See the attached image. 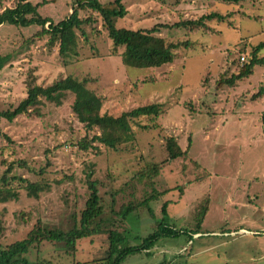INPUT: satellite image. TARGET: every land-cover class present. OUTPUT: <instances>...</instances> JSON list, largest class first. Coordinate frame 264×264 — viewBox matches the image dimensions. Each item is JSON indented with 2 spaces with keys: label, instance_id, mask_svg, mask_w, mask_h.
<instances>
[{
  "label": "rangeland",
  "instance_id": "374dc122",
  "mask_svg": "<svg viewBox=\"0 0 264 264\" xmlns=\"http://www.w3.org/2000/svg\"><path fill=\"white\" fill-rule=\"evenodd\" d=\"M1 1L3 12L19 0ZM29 1L41 5L39 14L57 24L88 0ZM122 3L128 14L115 25L129 30L211 14L224 18L205 20L194 29L160 28L155 36L178 48L173 63L159 68L124 66V48L114 46L101 16L89 8L78 10L91 22L75 31L76 42L67 57L36 25L0 26V53L12 55L0 73V113L27 97L30 79L48 87L68 76L86 80L103 100V113L115 117L138 107L160 106L158 118L132 122L135 140L118 150L99 143L82 148L98 131H88L78 121L70 92L61 106L42 98L40 115L32 112L12 122L0 118V180L12 167L8 184L0 182V187L18 194L0 204V248L25 239L38 221L48 230L73 229L89 199L91 180L97 182L103 219L110 225L103 234L79 241L72 254L42 241L25 256L30 263L104 264L110 230L127 232L130 244L137 245L136 236L145 238L165 218L178 230L194 232L203 215L199 234L163 238L150 256L133 253L122 264H160L165 258L182 264H264V189L259 175L264 172V97H255L264 89V64H256L252 74L234 86L225 83L264 43V0ZM257 56L264 59V46ZM170 138L187 155L166 163ZM29 183L43 187L38 198L28 195ZM255 189L260 191L252 195ZM129 205L133 212L124 218ZM245 217L255 218L251 224L258 229L246 224ZM242 229L257 234L243 235Z\"/></svg>",
  "mask_w": 264,
  "mask_h": 264
},
{
  "label": "trees",
  "instance_id": "16d2710c",
  "mask_svg": "<svg viewBox=\"0 0 264 264\" xmlns=\"http://www.w3.org/2000/svg\"><path fill=\"white\" fill-rule=\"evenodd\" d=\"M226 2L238 3L244 0H223ZM45 2L42 3L44 5ZM2 1L0 0V7ZM78 8H72V13L64 20L55 24L50 18L42 17L38 9L41 5H33L29 0H19L14 8H7L0 12V26L10 25L16 27H29L36 25L42 28L43 35L51 36V43L59 44V53L63 57H67L72 52V46L76 42V30H80L84 24L91 22V19H82L79 15V9L89 8L93 12L98 13L103 21L107 35L112 39L115 47L124 48L121 55L122 63L129 68H159L166 64L173 63L175 59L174 51L178 48L177 44L170 43L165 39L155 36L159 33L160 28H187L203 27L205 20L223 18L217 14L203 16L197 21H181L174 25H156L152 29L129 30L125 28H117L115 20L124 18L128 11L122 0H114L107 4H102L98 0H88L85 3L79 2ZM46 26L48 28L46 29ZM264 46L261 43L253 50V57L249 64L237 75H234L225 83L234 86L238 80L249 77L256 64H264V59L258 58L259 50ZM12 55H2L0 53V73L10 64ZM72 93L75 97L72 110L78 121L82 123L88 131L97 130L89 143L82 145L87 150L92 144L99 143L110 149L118 150L123 144L131 143L135 140V133L132 128V122L143 117H151L153 120L160 115V106L158 104L138 107L130 112H125L118 117L108 113H103V100L93 90L88 88L86 80H79L73 76L61 79L51 86L43 87L35 84L34 79H30L27 85V97L13 110L0 113V118H4L12 122L21 115L30 114L32 112L39 113V107L42 106V98L46 101L61 106L67 93ZM261 89L255 97L263 95ZM143 128H147L146 126ZM168 159L175 160L179 157L187 155V151H183L173 138L168 139L166 144ZM12 167L8 168L7 174L11 173ZM0 180L4 185L9 182L8 175ZM16 179V177H12ZM90 196L87 200L86 207L80 215L78 224L68 232L61 229L48 230L42 226V222L38 221L33 230L29 232L27 237L21 241H17L6 248H0V264H32L25 256H27L34 246L42 241H47L61 245L69 254L76 253L77 243L83 239L92 238L101 235L105 231V227L110 222L103 219L104 209L101 197L97 189L96 181H89ZM28 195L38 198L43 192V187L38 183H29L26 186ZM18 194L11 188L5 186L0 187V204L8 203L13 199H17ZM166 204L163 212H165ZM133 212V208L129 205L123 212L122 216L128 218ZM203 215L198 219L199 223L194 232L178 230L170 225L165 218L157 225V228L145 238L135 237L137 245H131L129 235L118 230H110L108 233V247L105 251V258L101 261L104 264H122L124 259L133 253H146L151 255V250L156 247L157 243L163 238L177 239L183 234L192 235L199 234V228L203 221ZM243 230V229H242ZM262 233V232H261ZM37 264H42L38 262ZM160 264H182L175 261H165Z\"/></svg>",
  "mask_w": 264,
  "mask_h": 264
},
{
  "label": "crops",
  "instance_id": "0c3cea01",
  "mask_svg": "<svg viewBox=\"0 0 264 264\" xmlns=\"http://www.w3.org/2000/svg\"><path fill=\"white\" fill-rule=\"evenodd\" d=\"M263 92H264V89H263ZM262 97H264V93H263V95L262 96H260L259 98H258V100L259 99H263ZM256 99V98H255ZM242 122V121H241ZM262 127H263V129H262V132H263V138H264V122H263V125H262ZM264 172H262V171H259V175H262V185H263V189H264V174H263ZM260 178H258L257 180H259ZM259 191L260 190H253V191H251V194L252 195H257L258 193H259ZM252 199H251V197H249V204L250 205H252L253 203L252 202H250ZM262 209H264V208H262ZM248 219H250V218H248V217H245V221H246V224H248L249 226H251V227H254V229L255 230H257L258 229V224H251V222L253 221V220H255V218H251L250 219V222L248 221ZM260 229H262V228H260Z\"/></svg>",
  "mask_w": 264,
  "mask_h": 264
},
{
  "label": "built area",
  "instance_id": "2783aa9c",
  "mask_svg": "<svg viewBox=\"0 0 264 264\" xmlns=\"http://www.w3.org/2000/svg\"><path fill=\"white\" fill-rule=\"evenodd\" d=\"M245 61H246V57L242 56V65L245 63ZM240 233L243 235H245V234H254V235L257 234V233L249 232L246 230H241ZM262 233L264 234V230L262 231Z\"/></svg>",
  "mask_w": 264,
  "mask_h": 264
}]
</instances>
